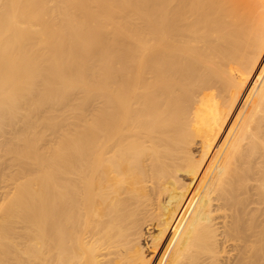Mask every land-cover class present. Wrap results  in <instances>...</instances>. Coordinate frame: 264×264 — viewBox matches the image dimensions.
<instances>
[{
  "label": "bare ground",
  "instance_id": "obj_1",
  "mask_svg": "<svg viewBox=\"0 0 264 264\" xmlns=\"http://www.w3.org/2000/svg\"><path fill=\"white\" fill-rule=\"evenodd\" d=\"M263 3L0 0V264H264Z\"/></svg>",
  "mask_w": 264,
  "mask_h": 264
},
{
  "label": "rangeland",
  "instance_id": "obj_2",
  "mask_svg": "<svg viewBox=\"0 0 264 264\" xmlns=\"http://www.w3.org/2000/svg\"><path fill=\"white\" fill-rule=\"evenodd\" d=\"M263 2H264V0H263ZM64 95L65 96L63 97V99L56 101V103L51 107V114L50 115L52 117L53 122L50 125L46 124L45 122H41L42 124L39 122L37 124L36 130H35V135L31 139H29L27 142H24V144H23V142L21 143L20 151H22V154H21L20 158L16 159V160L18 161L19 165L21 164V169L24 168L21 170L22 171L21 172L22 178H20V182H23V184L29 183V180H30V183H33L36 180L35 178L40 179L41 181L45 180V178H46L45 177L46 176L45 169H43V168H33L32 169L31 168L30 163L33 161L34 156L38 155L39 153L40 154L38 155V157L41 156V154L42 155L44 153L46 154L49 147H50L49 149H51L52 151L53 150L57 151L58 154L63 152L62 151V150H64L63 147L67 146V145H65L66 140H60V138L57 137L56 132H57V134L58 133L61 134L60 131L66 130L69 127L72 128V126L74 124L78 125V123H79L78 121L81 118V116L83 114H86V116L88 117L89 114L86 111L92 110L91 112H93L94 109H92V108H94L96 106L95 105L97 102L96 95L86 96V95H84V93L82 92V89L80 87H76L74 89H71L70 92L64 93ZM84 112H86V113H84ZM90 114H92V113H90ZM86 116L83 115L82 117H86ZM90 116H92V115H90ZM57 128H59V130L55 131ZM71 128H69V129H71ZM55 136H56V139H55ZM33 139H34V141H33ZM63 139H65V138H63ZM26 145H28V146H26ZM35 151H37V153ZM31 154H32V156H31ZM30 158H32V159H30ZM14 162H15V160H14ZM25 163H26V165H25ZM25 169L26 170L29 169V171L28 170L26 171ZM23 171H24V174H23ZM30 172H32V173H30ZM27 178H29V179H27ZM32 179H33V181H32ZM7 237L5 239V242L8 245L15 241L14 237H12V236H9V238H7ZM31 243H33V242H31ZM48 244H50V239H49V242L47 239H43L42 242L36 243L34 246H32V244L30 245V247L25 246V249L28 250V249H31V247H32V249H34V250H39L42 253L41 254V260L39 263L40 264H46L48 262V258L50 256L49 253H51L49 251L50 249H49ZM26 247H28V248H26ZM25 249L23 247V250H25ZM39 263H37V264H39Z\"/></svg>",
  "mask_w": 264,
  "mask_h": 264
}]
</instances>
